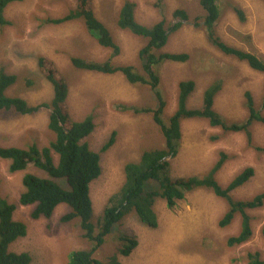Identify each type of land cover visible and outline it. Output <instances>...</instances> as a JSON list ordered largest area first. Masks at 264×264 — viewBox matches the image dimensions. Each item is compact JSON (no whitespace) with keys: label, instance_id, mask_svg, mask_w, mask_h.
Here are the masks:
<instances>
[{"label":"rangeland","instance_id":"1","mask_svg":"<svg viewBox=\"0 0 264 264\" xmlns=\"http://www.w3.org/2000/svg\"><path fill=\"white\" fill-rule=\"evenodd\" d=\"M123 1L93 0L95 15L120 47L114 56L109 48L97 44L81 21L61 24L46 21L64 15L74 6L75 0L13 2L5 9L10 24L0 26V67L17 77L6 95L21 97L33 105L51 100L52 86L37 66V58L44 56L55 63L68 82L67 104L72 118L80 121L90 116L94 122V129L85 142L99 154L101 167L100 175L90 182L95 219L100 217L108 198L122 186L125 163L136 162L144 150L163 144L150 114L134 113L131 109H122V105L156 107L155 92L159 91L167 102L165 115H169L176 107L177 84L187 79L195 82L187 101L191 108L200 106L208 83L221 80L222 88L215 98L214 108L229 120L239 121L246 117L245 91H250L257 109H261L264 98V74L223 55L207 41L202 25L205 12L199 0H130L136 5V20L145 25L164 18L170 27L176 21L172 13L178 8L185 10L189 17L181 27L169 33L162 49L170 53L185 52L189 59L159 64L156 69L161 79L158 88L132 85L121 73L108 75L75 68L70 62L73 56L89 61L111 59L116 64H130L140 69L138 51L144 40L116 24ZM219 5L216 34L228 45L264 59V0H219ZM233 5L242 9L243 20L237 16ZM48 112L44 107L36 113L23 115L0 111V146L46 147L55 137L48 129ZM262 112L264 114V110ZM112 132V145L100 151ZM181 132L177 154L170 159L172 177L204 175L216 161L219 151H223L230 158L216 175L221 185L225 186L245 167H252L253 176L232 191V195L246 200L264 191V151L248 146L244 134L224 133L202 119L183 121ZM252 134L254 144L264 147V126L255 124ZM57 158L53 153L55 163ZM8 165L9 160L0 159V196L15 204L12 217L26 226L25 236L12 242L9 250L26 252L30 256L28 264H66L72 251L90 248L91 243L82 237L77 220L61 222V216L69 210L67 205H58L49 218L33 219L34 206L18 203L24 190L22 176L32 173L46 177L45 172L29 164L23 171L10 173ZM58 182L66 188L64 180ZM155 186L156 183L147 185L149 188ZM226 208L222 199L204 189L186 193L173 207L158 199L154 205L156 227L142 224L130 213L105 237L94 257L100 264H109L120 235H129L136 239L137 245L127 256H118L121 264H248L246 253L255 251L264 261V241L260 232L264 224V204L248 210L252 216V236L233 247L226 246V239L238 233L240 217L237 215L228 226L219 227L218 221Z\"/></svg>","mask_w":264,"mask_h":264},{"label":"trees","instance_id":"2","mask_svg":"<svg viewBox=\"0 0 264 264\" xmlns=\"http://www.w3.org/2000/svg\"><path fill=\"white\" fill-rule=\"evenodd\" d=\"M17 1L20 0H0V26L10 24L5 17V9L9 4ZM199 4L205 12L201 22L207 41L223 55L244 62L253 71L264 74V59L228 45L216 34L215 23L220 17L219 0H199ZM135 7L134 2L124 0L117 13L116 24L118 28L127 30L144 40L138 51L140 69L130 64H116L111 59L89 61L74 56L70 58L71 64L77 69L88 72L108 75L121 73L132 85L158 88L161 79L156 69L159 64L164 61L185 62L189 59V55L185 52L162 51L168 41L169 33L181 27L189 17L185 10L178 8L172 13L176 21L170 27L164 18L151 25H145L136 20ZM233 10L241 20L244 19L239 6L233 5ZM76 20L82 22L99 46L109 48L113 56L119 53L120 47L111 32L95 15L93 0H75L74 6L64 15L46 19L52 24ZM37 66L42 76L52 86L51 100L33 105L25 99L22 100L21 97L7 96V89L16 82L17 77L0 67V111H14L23 115L36 113L42 107L48 109L47 125L55 135L54 140L42 148L36 145H30L26 149L0 146V159L9 160L10 173L23 171L29 164L45 172L46 177L25 173L21 179L24 190L18 197V203L23 206H34L31 211L33 219L49 218L58 205L65 204L69 210L61 216V222L78 221L82 237L89 241L91 246L72 251L66 264H100L94 257V252L102 246L105 237L124 217L130 213L134 214L142 224L154 228L158 223L154 210L158 199H163L168 207H173L177 201L184 199L186 193L198 189L212 192L226 203V211L218 221L219 227L228 226L237 215L240 217V229L237 234L226 239V246H237L251 238L252 216L248 210L259 208L264 204V191L246 200L235 198L232 191L253 176L252 167H245L223 186L217 181L216 175L230 158L225 152L219 151L216 161L201 176L172 177L169 172L170 159L177 154L178 143L182 136L181 124L190 119L205 120L210 127L219 128L224 133H242L248 146L264 151V147L254 144L252 134V127L255 124L264 126L262 112L264 98L261 109H257L254 97L250 91H245L243 96L246 117L239 121L229 120L223 118L214 108L215 98L222 88L221 80L215 79L208 83L202 93L200 106L191 108L187 106V101L195 88V82L187 79L178 82L176 107L169 115H165L164 107L167 102L159 91L155 92L156 107L122 105V109H131L134 113L150 114L162 136L163 144L161 147L144 150L138 161L125 163L122 186L118 192L108 198V204L102 210L100 217L95 219L89 194L90 182L100 175L101 167L99 154L92 151L85 142V138L94 129V122L90 116L80 121L72 118L67 105L68 82L53 61L40 56L37 58ZM27 84L31 83L27 81ZM113 138L114 132L102 145L100 151H105L111 146ZM214 138L216 139L215 136ZM53 153L58 156L56 163L53 160ZM58 180H64L66 188L62 187ZM151 183H156L157 186L147 187ZM15 208V204L0 196V264L30 262V256L26 252L16 253L9 250L12 242L26 234L25 224L12 217ZM260 232L264 241V224ZM119 239L116 252L110 257L109 264H121L118 256H127L137 245L133 236L120 235ZM246 260L248 264H264L259 252L256 251L247 252Z\"/></svg>","mask_w":264,"mask_h":264},{"label":"bare ground","instance_id":"3","mask_svg":"<svg viewBox=\"0 0 264 264\" xmlns=\"http://www.w3.org/2000/svg\"><path fill=\"white\" fill-rule=\"evenodd\" d=\"M159 14V13H158ZM240 21V20H239ZM142 70V69H141ZM139 71V70H138ZM142 72V71H141ZM159 75V74H158ZM20 98V97H19ZM22 100H23V98H22ZM4 105V104H3ZM68 105V104H67ZM37 106V105H36ZM47 131V130H46ZM2 139V138H1ZM4 140V139H3ZM2 143V142H1ZM3 144V143H2ZM5 146V145H4ZM7 201V200H6ZM219 224V223H218ZM219 226V225H218ZM70 250V249H69ZM76 250V249H75ZM37 252H39V251H37ZM41 252V251H40ZM43 256V255H42Z\"/></svg>","mask_w":264,"mask_h":264}]
</instances>
